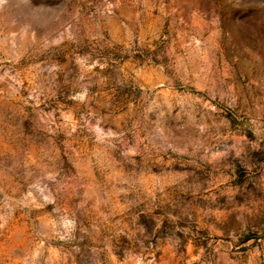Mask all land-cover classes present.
<instances>
[{"label": "rangeland", "instance_id": "rangeland-1", "mask_svg": "<svg viewBox=\"0 0 264 264\" xmlns=\"http://www.w3.org/2000/svg\"><path fill=\"white\" fill-rule=\"evenodd\" d=\"M0 264H264V0H0Z\"/></svg>", "mask_w": 264, "mask_h": 264}]
</instances>
